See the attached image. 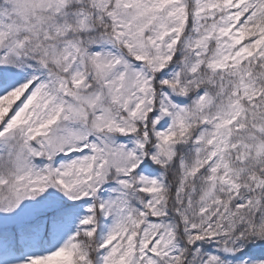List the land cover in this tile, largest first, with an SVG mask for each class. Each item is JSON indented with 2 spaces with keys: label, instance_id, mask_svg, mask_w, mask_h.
<instances>
[{
  "label": "snow or ice",
  "instance_id": "snow-or-ice-1",
  "mask_svg": "<svg viewBox=\"0 0 264 264\" xmlns=\"http://www.w3.org/2000/svg\"><path fill=\"white\" fill-rule=\"evenodd\" d=\"M0 264H264V0H0Z\"/></svg>",
  "mask_w": 264,
  "mask_h": 264
}]
</instances>
